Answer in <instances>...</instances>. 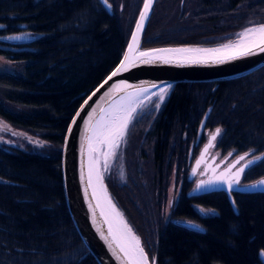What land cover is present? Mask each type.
Segmentation results:
<instances>
[{"label": "trees", "instance_id": "16d2710c", "mask_svg": "<svg viewBox=\"0 0 264 264\" xmlns=\"http://www.w3.org/2000/svg\"><path fill=\"white\" fill-rule=\"evenodd\" d=\"M179 2L156 0L142 47L215 46L218 41L203 37L220 33L224 41L251 21L264 23V0H183L182 7ZM107 3L110 11L100 0H0V35L22 30L38 35L0 47V56L21 63L19 74L0 73V118L48 144L40 152L0 145V264H97L69 217L60 151L74 111L126 46L119 2ZM126 3L122 15L127 10L129 16ZM184 16L190 25L196 21L188 26L196 32L181 31ZM206 112L203 129L221 130L212 147L222 154L264 152V65L236 79L171 85L159 110L142 115L134 129L124 185L113 175L104 181L106 190L142 244L146 233L153 235L144 249L155 264H263V192H233L235 210L223 191L188 194L187 157L201 140ZM174 162L183 186L171 210L173 221L163 223L160 212ZM262 177L264 158L242 181Z\"/></svg>", "mask_w": 264, "mask_h": 264}, {"label": "water", "instance_id": "95a60500", "mask_svg": "<svg viewBox=\"0 0 264 264\" xmlns=\"http://www.w3.org/2000/svg\"><path fill=\"white\" fill-rule=\"evenodd\" d=\"M100 2L108 11H110V5L108 3H105L104 0H100ZM155 2L156 0H153L148 17L144 22L143 30L140 33L139 44L132 53H128V45L131 41L132 33L136 29L137 21L140 18V12L144 7L143 1L131 33L127 38L126 46L120 59L109 71V73L100 81V83L93 87L84 96L71 116L62 139V147L60 151V171L65 204L69 213V217L81 241L97 264H127L126 261L121 259L123 254L115 248V245L113 244L111 247L109 246V242L111 241V237L108 235L109 228L106 225V222L104 221L94 201L87 178L86 153L88 148V139H86V137H89L91 127L103 112L101 109L104 110L117 98L136 89L152 88V85H156V87L153 88H159L180 82L195 83L231 80L247 76L264 65V52L256 51L254 55L224 60L223 62H213L212 60H208L206 63L197 64L180 62L163 63L161 61H154L148 64L137 63L135 66L129 67L128 70L120 72L116 76H112V72L115 71L120 65V61L124 58L125 54L135 56L138 54V52L148 51L150 49H210L219 46L142 47L143 36ZM7 38L10 41L27 40V37L21 35H11ZM109 77H111V79H109ZM90 97L91 99H89ZM85 101H87V104ZM77 113H79V115H77ZM207 114L208 112H206L199 125L198 135L204 128ZM90 120L91 124L89 123ZM215 133L216 129L208 136L207 142L201 147L199 155L195 159L189 172V179L194 177V174H196L201 163H204L205 165L203 170V172H205L207 166L215 162L216 156H212L208 161H206L208 150L213 146V142L210 145L209 141ZM205 149H207V151H205ZM245 154L247 153L236 155L228 164H226V166L219 170L218 168L220 165H222L231 154H228L225 158L216 162V164H214L212 167L213 171H216L215 174L211 175L210 173V179L206 182L201 179L197 180L195 182V187L191 189L188 194L195 195L213 191H223L227 195L231 206L235 210V205L232 198L233 192L264 193V184L259 183L261 180H264V177L249 183L241 184L244 172L250 166L264 158V152L255 156ZM241 156H244L243 160L240 159ZM257 157H259V159H256ZM197 161H199V163H197ZM249 161L254 162L249 163ZM240 168H243L244 171L239 175V183H233L232 188L229 189L228 183L225 181L235 177L237 171ZM231 170L232 172L227 176V173ZM221 177L223 178L221 179ZM202 181L204 182L203 184H201ZM117 212L119 213L118 210ZM119 216L125 223H127L120 213ZM182 224L190 228H198L196 224L191 222H182ZM127 225L131 228L128 223ZM132 232L134 233L133 230ZM144 252L147 255L145 249ZM262 252L263 251L259 252V258L264 264V255H262ZM152 261L153 260L150 262L148 258V264H152Z\"/></svg>", "mask_w": 264, "mask_h": 264}, {"label": "snow or ice", "instance_id": "6c2138e0", "mask_svg": "<svg viewBox=\"0 0 264 264\" xmlns=\"http://www.w3.org/2000/svg\"><path fill=\"white\" fill-rule=\"evenodd\" d=\"M107 3V0H104ZM153 0H144L143 10L140 12V18L137 21L136 29L132 33L131 41L128 45V53H132L136 46L139 44L140 33L143 30L144 22L148 17L149 10ZM239 40L235 45H223L220 48L214 49H201V48H165V49H150L148 51L138 52L135 56H130L125 54L124 58L120 61V65L115 71L112 72V76L118 75L120 72L126 71L131 66H135L137 63L148 64L154 61H161L163 63H206L208 60L213 62H223L224 60L237 59L242 56L254 55L256 51L264 52V24L253 28H246L242 33L238 34ZM179 54V55H170ZM111 79V77H109ZM156 87V85H152ZM171 85L162 86L159 88V100L164 101L165 95ZM91 99V97L89 98ZM87 104V101H85ZM160 104H156V108L159 109ZM135 107L128 105H116L111 111H109L105 116H102L100 121L93 127L91 131L93 135L91 137H86L89 141V185H92L93 177L97 181L100 180L98 164L99 160L93 158L91 153L97 151L94 147L92 141L95 138L96 142L99 144L107 145L108 151L104 152L105 164L104 167L107 168L108 158L114 154L113 150L118 146L119 142L126 135V131L129 126V122L132 118V113L135 111ZM103 111V109H101ZM79 115V113H77ZM91 124V120L89 121ZM220 129H216V133L210 138L209 144L211 145L213 141L216 140L217 135L220 134ZM207 151V149H205ZM247 155V154H245ZM241 160L244 156L240 157ZM256 159H259L257 157ZM254 161H249L253 163ZM199 163V161H197ZM244 171L240 168L235 177L228 181L229 189L232 188L233 183H239V175ZM223 177H221L222 179ZM204 182L202 181L201 184ZM264 184V180L259 182ZM199 187V185H198ZM119 216V213H116ZM108 235L111 237L109 246L113 244L115 248L123 254L122 260L126 261L127 264H148V257L144 252L143 247L140 244V240L136 237L131 228L123 220L117 222V227L113 229V223L109 222ZM107 239V238H105ZM264 255V252H262ZM152 264H155V259L153 258Z\"/></svg>", "mask_w": 264, "mask_h": 264}, {"label": "rangeland", "instance_id": "374dc122", "mask_svg": "<svg viewBox=\"0 0 264 264\" xmlns=\"http://www.w3.org/2000/svg\"><path fill=\"white\" fill-rule=\"evenodd\" d=\"M143 1L144 0H128V3H129V5H128L126 3L127 0H119V1L114 0V2H119L118 3L119 8H117V14H118V18L120 20H122V23H124L127 38L131 33V30L134 26V23L136 21L138 14H139V11L141 9ZM172 2L174 4H176V0H172ZM125 3L127 5L126 7H128V9H131L129 16H125V15H127V13H129V12H127V10H126L125 14L122 15L126 9V8H124ZM182 3H183V0H180V2H179L180 7H182L181 6ZM136 8H137V10H135ZM133 13H135V15H132ZM195 22L196 21H192V23L190 25L187 22L186 16H184L183 21L181 22L182 23L181 24V31L183 33H187V34L196 32V30L194 28L188 27V26L194 25ZM252 22L253 21H251L246 26L241 28L238 32H236L235 37H233L231 39L229 38V39H225L224 41H220L221 39H223L222 36H224V35H220V33L208 34L207 36H204L203 39H205V41H213V42L218 41L216 43V45H219V46L234 42L238 39V37H239L238 34L241 33L242 30H244L248 27L259 26V25L264 24V23H256V22L252 23ZM11 35H21V36L27 37V40L30 39L31 37H37L38 36V35H32L30 32L25 31V30L18 31L16 33L11 34ZM7 37L4 35H0V47L6 48L7 46H9V44H14V45H20L21 44V41H10ZM150 37H152L151 34H150ZM150 37L147 38V39H149V42L147 44L152 43ZM162 46H175V45H160L158 47H162ZM148 47H157V46L148 45ZM148 47H145V48H148ZM20 67H21V63L9 61V60L3 58L2 56H0V73L19 74L20 73ZM159 94L160 93L158 90L157 93H155L154 95L150 96L145 101H143L136 108V110L133 112L132 118L130 120V122L132 123L131 127L129 128L130 130L127 129L126 135L119 142L118 146L114 149V151H113L114 154L108 158V161H107L108 167L105 168L104 167L105 161H102V160L98 159V157H96L99 160L98 168H99L100 176H101V179L103 182L105 180L112 179V176L114 175V181L119 183L117 185H124V184H122L124 181V177H125L124 163H125V159L128 158V155L130 153L132 145L134 144V140H135V136H136V134L135 135H132V134L134 133V129L137 128L136 126L139 125L138 121L140 120L142 115H146L147 117L148 116L152 117L156 113V111L159 110L156 108V104L161 105V103H162L159 100ZM166 95H165V97H166ZM151 112H152V115H151ZM130 122H129V124H130ZM214 130H215V128H207V129H203L201 131V133L197 137V139L201 138L200 142L197 143V140H196L194 145H191L190 149H189L191 154H192V159H194L195 157H197L199 155L201 147L203 146V144L205 142H207L209 134H212L214 132ZM0 145L5 146V147H18L21 149H25V148L30 147L32 150L40 152L42 149L46 148V146L48 144L44 140H42L38 137H32L31 135H29L28 133H26L24 131L17 130L15 128L11 127L8 123H6L4 120H2L0 118ZM228 154H232V153L222 154L219 150L215 149L214 147L210 148V157L216 156L217 160H222ZM234 157H235V155L228 156L226 162L229 160H232ZM226 162H224V163H226ZM177 166L178 165L176 164V162H174L172 164V166L170 168L169 176L167 177V186H166V190H165V197H164L162 207H161V212H160V216L162 218L163 223H166V222L172 220L170 217L171 210L173 209V205L176 203L177 198L179 196V193H180L182 186H183V180H184L183 173H179ZM189 169H190V164L188 165V171L186 172L187 176L189 174ZM200 175H201V169H199L198 172H196V174H194L193 180L189 184L190 189H192L195 186V182L197 180L201 179ZM241 184H244V183L242 182ZM204 211L206 213H209L208 209H204ZM120 215H121V213H120ZM134 235L136 237H138L136 234H134ZM152 238H153V235H152ZM152 238H151L150 232L146 233L142 238L143 244L140 241L141 244L143 245V247L145 246V243H147L146 245L148 246L151 243V240H153ZM139 240H140V238H139ZM149 260L151 262V258H149Z\"/></svg>", "mask_w": 264, "mask_h": 264}, {"label": "bare ground", "instance_id": "6f19581e", "mask_svg": "<svg viewBox=\"0 0 264 264\" xmlns=\"http://www.w3.org/2000/svg\"><path fill=\"white\" fill-rule=\"evenodd\" d=\"M253 27H257V26H252V27H248V28H253ZM244 30H242L241 33ZM238 40H239V37L236 41L231 42V43H227L225 45H229V44L235 45L238 42ZM222 46L213 47L210 49L220 48ZM170 55H179V54H170ZM159 88H153V87L152 88H140V89H136V90L127 92L126 94L122 95L121 97L114 100L111 104H109L103 110V112L100 114V116L97 118V120L94 122L93 126H95L97 124V122L100 121L102 116H105L109 111H111V109L114 106L121 105V104H124V105L131 104V106L135 107V109H136L143 101H145L147 98H149L150 96L157 93ZM92 135H93V133H92V131H90L89 137H91ZM92 143H93L94 147L97 149V151L92 152L91 156L93 158L98 157V159L105 161L103 153L109 150L107 145L97 143L95 138H93ZM89 160H90V153H89V141H88V148H87V153H86V171H87L88 183H89ZM99 175H100V172H99ZM90 190H91L92 196L94 198V201H95L104 221L106 222V225L109 228V222H112L113 223V229L115 230V228L117 227V222L119 220H122V219L120 218V216L116 215V213H118L117 208L115 207V205L111 201V198H110L109 194L107 193V190H106V188L102 182L101 176H100L99 181H97L95 179V176L93 177V181H92V185L90 186Z\"/></svg>", "mask_w": 264, "mask_h": 264}, {"label": "flooded vegetation", "instance_id": "af4514ba", "mask_svg": "<svg viewBox=\"0 0 264 264\" xmlns=\"http://www.w3.org/2000/svg\"><path fill=\"white\" fill-rule=\"evenodd\" d=\"M210 135V134H209ZM208 140V139H207ZM206 143V142H205ZM204 143V144H205ZM203 144V145H204ZM211 148V147H210ZM210 148H209V150H208V156H207V159H206V161H208L211 157H210ZM197 157H195L194 159H192V154H191V152H190V150H189V153H188V157H187V164L189 165L190 164V169H189V172H190V170H191V168H192V165H193V163H194V161H195V159H196ZM218 161H220V160H217L216 159V161L214 162V163H212L211 165H208L207 166V168H206V171L205 172H203V170H204V163H201L200 164V166H199V168H198V170L199 169H201V180H203L204 182H206V181H208L209 179H210V173H211V175H214L215 174V172L213 171V169H212V167H213V165L214 164H216V162H218ZM231 160H229V161H225L226 163H223L222 165H220V167L218 168V170L219 169H221V168H223L224 166H226V164H228L229 162H230ZM198 170H197V172H198ZM232 172V170L231 171H229L228 173H227V176L230 174ZM187 180L188 181H190V183L192 182V180H193V178H191V179H189V178H187ZM193 189V188H192Z\"/></svg>", "mask_w": 264, "mask_h": 264}]
</instances>
